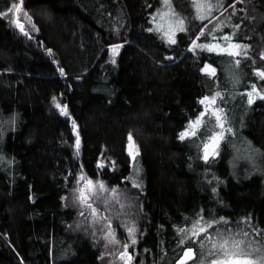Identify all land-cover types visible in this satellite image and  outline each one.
I'll return each mask as SVG.
<instances>
[{
    "label": "trees",
    "instance_id": "obj_1",
    "mask_svg": "<svg viewBox=\"0 0 264 264\" xmlns=\"http://www.w3.org/2000/svg\"><path fill=\"white\" fill-rule=\"evenodd\" d=\"M14 1L0 0V12ZM21 1L37 34L24 35L0 16V264H105L65 202L80 177L99 176L105 158L117 168L103 175L137 196L135 249L146 264H173L178 229L199 215L229 222L214 224L213 237L216 229L243 230L264 245V99L246 107L241 128L262 153L256 167H236L227 139L205 161L204 135L219 128L201 126L197 136L179 139L204 112L199 101L223 88L220 72L201 70L217 55L192 51V41L216 16L227 18L250 47L251 68L264 71V0H225L202 21L186 8V31L175 44L150 31L160 0ZM114 45H121L115 56ZM43 46L51 56H42ZM129 134L140 148L135 165ZM205 244L185 242L196 249L193 264L213 259Z\"/></svg>",
    "mask_w": 264,
    "mask_h": 264
},
{
    "label": "rangeland",
    "instance_id": "obj_2",
    "mask_svg": "<svg viewBox=\"0 0 264 264\" xmlns=\"http://www.w3.org/2000/svg\"><path fill=\"white\" fill-rule=\"evenodd\" d=\"M169 2L170 7H165L163 0H160V4L153 14V16L156 15L158 10L163 13L162 16L156 15L154 25L162 26V30L160 32H156L166 42L168 41L164 37L163 33L169 30L170 24L173 20L182 19L184 21L183 26L186 29L190 17V15L189 17L187 16L186 8H192L196 17L207 14L206 8L201 9L198 12L193 6L192 0H188V2L186 0H169ZM205 2L212 6L211 15L208 16L209 18L221 10L225 0H205ZM14 3L20 4V11L16 12L13 10V12L8 13L7 15L13 27L24 35L25 32L28 33V36L31 34H37L38 28L36 27L32 16L23 7V2L21 0H15ZM170 12H174L175 16H170ZM197 19L202 21L199 18ZM17 20L19 21V25H23V32L20 30ZM172 30L175 31L174 28ZM179 32L181 31H175V40H177V34ZM204 32L205 35L201 36L200 39L196 41L198 44H216L219 45L220 48H227L229 44L247 45L244 41H241L234 25L231 22L229 23L227 18L219 19V16H216L211 20L210 26L204 30ZM213 35L215 36V40L212 39ZM225 35L230 36L231 40H222L221 37ZM247 46V58H245L243 54L233 57L225 54H218L217 52H209L217 55L215 59L216 63H214V61H209L203 67L204 69L206 65L211 66L209 71H203L207 74L210 73L211 69H215V74L220 72L219 78L217 79V85L222 86L223 88L215 90V92H219L223 99L217 98L215 105L211 107L223 109V113L226 116L224 127L225 129L231 128V132H224V139L220 140L219 146L223 140L227 139L230 144L232 154H234L236 158V162L234 164L236 167H240L242 169L249 166L256 167L259 163H261L262 159V153L258 149L254 148V146L248 142V139L241 133L245 109L248 105H250L248 103L249 97L247 93L253 92L252 85H255V92L252 96L253 102L261 96H264V88H262L260 84L261 78L256 75L257 71L263 70H254L251 68L252 62H250V47L249 45ZM112 49L113 46L110 49V53L115 56L120 52L121 45L115 52H113ZM40 51L44 58L51 56V51L45 46L41 47ZM196 52L208 51H201L200 49H197ZM236 60L240 61L238 65L235 63ZM215 94L207 97L211 98ZM203 106L205 108V105ZM204 119L207 121L208 116L205 115ZM212 122H215L214 117L212 118ZM218 131H220V129H218ZM204 138H206V135H204ZM133 141L135 148L138 150L135 154V158H133V155L129 154V149H127V151L131 157L132 165H135L137 157L140 154V148L134 139ZM100 165H103V167H100V173L96 179H90L85 176H82L84 179H81L82 177H80L75 189H73L66 197V204L74 209L76 214L74 225L80 232L89 236L96 243V245L101 248L105 264H146L143 258L139 256L137 251H135L138 238V227L134 217L137 196L123 186H115L111 184L103 175L107 169L115 170L117 168L114 160L105 158L102 160ZM89 180L92 181L93 185H96L97 182H102L107 191L99 192L98 189L87 185V181ZM133 182L136 185H141L140 172L135 174ZM113 189L116 191L113 192ZM89 191L96 192L98 195L89 196ZM81 193L88 197L86 202H82L79 199ZM88 205H90V207ZM93 209L95 210V213H93ZM129 228L134 230L131 234L129 233ZM110 233L114 237V240L116 241L115 243L110 242ZM133 240L135 241L134 244ZM124 245H127L126 249ZM250 247L264 248V245L259 243L257 244L254 241ZM122 253H125L124 258H121ZM130 254L132 256L129 260L128 257ZM258 255L259 253H253L250 258L256 261L258 259ZM204 258L205 255L201 257L199 262H204ZM199 262L195 264H199ZM204 264H206V262H204ZM208 264H210V262Z\"/></svg>",
    "mask_w": 264,
    "mask_h": 264
},
{
    "label": "snow or ice",
    "instance_id": "obj_3",
    "mask_svg": "<svg viewBox=\"0 0 264 264\" xmlns=\"http://www.w3.org/2000/svg\"><path fill=\"white\" fill-rule=\"evenodd\" d=\"M163 3L165 7H170L169 0H163ZM193 6L197 9L199 12L201 9L206 8L207 14L206 15H199L197 18L204 20L207 19L208 16L211 15V9L212 6L210 4H207L205 0H192ZM15 10L16 12L20 11V4L14 3L12 7L8 9V12H0V16H7L8 13L13 12ZM156 15H163L159 10ZM156 15L153 16V21L156 20ZM170 16H175L174 12H170ZM211 22V21H209ZM17 24L19 25V21L17 20ZM184 21L182 19L173 20L170 24L169 30L165 31L163 33L164 37L167 39L169 44H175L176 40L174 38L175 31H186L185 27L183 26ZM179 25V26H177ZM20 30L23 32L24 28L23 25H19ZM204 27H207L205 25ZM239 27V25H237ZM175 29L173 31L172 29ZM162 30V26L157 25L154 28L150 29V31H157L160 32ZM25 35H28L27 32H25ZM205 32L203 28L201 29L200 36H197L196 40L192 41V51H196L197 49H200L201 51H208V52H217L218 54H225L228 56H240L244 55L246 56V49L247 45H240V44H229L227 48H220L219 45L216 44H198L196 41L200 39L201 36H204ZM212 39L215 40V36H212ZM224 41H230V36H223L221 37ZM120 45H114L113 46V52H115ZM114 62V61H113ZM235 63L238 65L240 63L239 60H236ZM211 68L210 65H206L204 69H201L202 71H209ZM62 71V70H61ZM211 75L215 74V69H211L210 73ZM256 75L259 76L261 79H264V71H257ZM253 92H248L247 95L249 97L248 103L251 104L253 93L255 92V85H252ZM220 98L223 99L222 95L217 92L213 97H204L202 100L199 101L200 104L205 105V111L201 112L199 116H197L195 121H190L189 124L185 127V130L179 134V139L184 140L186 138L195 137L198 135V131L201 126H204L206 128H219L220 131H207L206 132V140L203 142V152L204 156L203 158L205 161L208 160L209 156H215L218 154L217 149L219 146L220 140L224 139V132H231V128L225 129L224 127V121L226 120V116L223 113V109L211 107L214 106L216 103V99ZM261 99H264V96L260 97ZM53 102L55 103V106L57 108H60L61 112L64 115H67L66 112V106L65 108H61L60 104L56 102V98L53 97ZM205 115L208 116V120L205 121L204 117ZM215 118V124L212 125V118ZM128 149L129 154L133 155V158H135V154L138 152V150L135 148L133 137L131 134L128 136ZM79 144V140L77 139V145ZM103 167V165H100ZM81 179H84L83 177ZM87 185L91 186L92 188H96L99 190V192L107 191L105 186L102 182H97L96 185L92 184V181H87ZM134 187H139V185H134ZM113 192L116 190L113 189ZM92 195H98L96 192L89 191V196ZM79 199L82 202H86L88 197H86L83 193H81ZM90 207V205H88ZM93 213H95V210L93 209ZM83 214V213H82ZM223 223L227 225L229 222L225 220L224 218H220L219 220H212L208 221L205 220L202 215H199L195 221H193L191 228H181L178 229V231L181 233V238L179 241V245L181 246V252L182 255L179 256L178 260L173 261V264H187V261L192 260L194 253L193 248H183L182 246L185 244L186 241H193L198 240L201 248H204L206 246L205 242L210 245L208 255L212 256L213 259L210 261V264H264V248H251L250 246L254 243V241L247 240L248 232L246 231H240L236 233L235 235L232 233L231 229H226L224 231H221L220 229H216L215 231V237L212 235H209L208 230L213 228L214 224H220ZM247 223V222H245ZM134 230L132 228H129V233L131 234ZM202 236V239H201ZM236 236L242 237L241 239H237ZM110 242L115 243L114 237L112 234H109ZM135 241L133 240V244ZM125 249L127 248V245H124ZM253 253H259L258 259L256 261L252 260L250 257L253 255ZM125 253L121 254V258H124ZM128 259L130 260L131 257L129 256ZM199 264H204L203 261L199 262Z\"/></svg>",
    "mask_w": 264,
    "mask_h": 264
},
{
    "label": "water",
    "instance_id": "obj_4",
    "mask_svg": "<svg viewBox=\"0 0 264 264\" xmlns=\"http://www.w3.org/2000/svg\"><path fill=\"white\" fill-rule=\"evenodd\" d=\"M188 247H192V248H193V253H194L193 259L187 261V264H190V263H192V262H194V261L196 260V258H197V252H196L195 247H193V246H188ZM188 247H185V248H188ZM181 255H182V252H181L180 256H181ZM178 258H179V257H178ZM178 258H177L176 260H178Z\"/></svg>",
    "mask_w": 264,
    "mask_h": 264
},
{
    "label": "flooded vegetation",
    "instance_id": "obj_5",
    "mask_svg": "<svg viewBox=\"0 0 264 264\" xmlns=\"http://www.w3.org/2000/svg\"><path fill=\"white\" fill-rule=\"evenodd\" d=\"M196 241V240H195ZM185 247H188L187 245H184V248ZM135 251H137V250H135ZM132 255L130 254V257H131ZM195 262V261H194ZM194 262H192V263H190V264H193Z\"/></svg>",
    "mask_w": 264,
    "mask_h": 264
}]
</instances>
